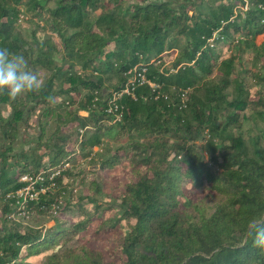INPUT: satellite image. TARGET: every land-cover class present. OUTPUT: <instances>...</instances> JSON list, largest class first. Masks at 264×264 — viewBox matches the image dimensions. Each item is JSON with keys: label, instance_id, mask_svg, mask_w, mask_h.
Here are the masks:
<instances>
[{"label": "trees", "instance_id": "1", "mask_svg": "<svg viewBox=\"0 0 264 264\" xmlns=\"http://www.w3.org/2000/svg\"><path fill=\"white\" fill-rule=\"evenodd\" d=\"M22 11L43 22L30 40ZM0 48L43 80L0 95V264H264L248 234L264 221V0H0ZM136 66L155 86L122 94L114 120L108 104ZM22 124L35 137L18 150ZM78 158L93 168L65 167ZM106 169L113 184L90 177ZM41 171L26 205L72 215L69 227L12 216L21 177ZM78 177L95 191L63 200Z\"/></svg>", "mask_w": 264, "mask_h": 264}, {"label": "rangeland", "instance_id": "2", "mask_svg": "<svg viewBox=\"0 0 264 264\" xmlns=\"http://www.w3.org/2000/svg\"><path fill=\"white\" fill-rule=\"evenodd\" d=\"M127 2H140V3H145V2H150V1H161V0H126ZM50 5H53V3H51ZM40 19H36V18H32L31 14H26L25 12L22 11V13L20 14L19 17V21H18V28H17V32L19 33L20 36H22L23 38H27L28 40L31 39V32L32 29L35 27V23H41L43 24L42 21L39 22ZM262 36L259 37V41L262 40ZM173 56V52H166L163 56L164 61H166L167 65H171V60ZM244 66L251 68L252 67V62L247 60V55L244 56ZM251 80V79H249ZM0 108H2L3 110L5 109L4 105H0ZM247 113H249V115L251 114V111L248 110ZM5 115H9V112H5ZM81 114L86 115L87 113L85 111H81ZM35 119V118H34ZM262 123H260L258 126H256V129L253 131V133H256L258 131L259 128L264 129V121H261ZM23 125V124H22ZM259 127V128H258ZM23 131L20 133V137L18 139V141H16V149H20V148H29L32 146V139L35 136H30L33 135L35 133V129L30 128L29 133L31 134H27L26 131L24 130V125L22 126ZM126 138H121L119 140H112L111 145L113 147H118L119 145L125 143ZM2 144V141H0V146ZM70 149H78V145L75 143H70ZM77 151V150H76ZM94 151H101V148L99 147H95ZM89 159H84V158H78V159H74L72 161H69V163L66 164L69 166H80L81 168L87 167L88 169L93 168V166L88 162ZM99 165H97L95 168H98ZM109 174V170H103L102 171V175H99V173H92L91 174V178H96L97 180H100L101 182L103 181L105 184H113L115 182V180L117 179V177L115 175H111ZM89 184L90 183H82L80 180V177H78L77 179H71L68 183H67V187H68V191H67V195H65V197L63 198V200H67L69 198L72 199H77L80 195H90L92 194L95 190L91 189L89 190ZM29 189H25L23 191L20 192V195L22 196V201L16 206V211L12 214V216L14 217V219L19 222L22 226H24L25 229L29 230V229H33V230H43V232H46L47 229H50L51 227H53L55 224H59L60 227H69L72 221V215L61 211V212H55L52 211L51 213H37L35 210L31 209L29 210V208L26 205V197H31L36 198L37 197V193L32 194V190L33 187L31 185H29L28 187ZM103 189L107 190V188H105V186L103 185ZM69 197V198H68ZM96 199L101 202V200H103L104 198L102 196H100L99 194L96 195ZM105 200L107 202H105V205L107 206V208L109 207V205H111V203L114 206L118 207V204L116 202H112L111 198H107L105 197ZM119 203V202H118ZM61 210V209H60ZM117 210H114L112 213H118ZM93 214V212H90V215ZM55 215V216H54ZM61 218L60 220L57 218ZM125 223V222H123ZM1 226V224H0ZM74 240V239H73ZM73 242H70L69 245H71Z\"/></svg>", "mask_w": 264, "mask_h": 264}, {"label": "clouds", "instance_id": "3", "mask_svg": "<svg viewBox=\"0 0 264 264\" xmlns=\"http://www.w3.org/2000/svg\"><path fill=\"white\" fill-rule=\"evenodd\" d=\"M42 87L43 80L29 67L24 55L0 48V95H7L15 101L22 95L38 92ZM47 99L55 104V97L49 96ZM248 234L253 238V246L264 252V221H251Z\"/></svg>", "mask_w": 264, "mask_h": 264}, {"label": "built area", "instance_id": "4", "mask_svg": "<svg viewBox=\"0 0 264 264\" xmlns=\"http://www.w3.org/2000/svg\"><path fill=\"white\" fill-rule=\"evenodd\" d=\"M146 71H147V67H144V66L134 67L132 70H130L128 72V80H127V83L125 84V86L122 88V90L119 92H115L113 94L112 99L110 100V102L108 104V111L113 115L114 120H120V118H121V114L119 112V105H118L117 101L122 96V94H124V93L130 94L137 85L144 84V83H150L151 85L155 86L154 84H152L147 79ZM67 163H69V162L65 163V167H66ZM67 166H69V165H67ZM56 173H58V171H56ZM44 179H45V176H44L43 171H41L40 173H38L34 176H32L30 174H25L24 176L21 177V180L28 181L29 183L26 187H24L22 190H20L18 192V195L21 196L20 195L21 191H23L25 189H29L28 188L29 185H31L33 187L32 194H34V193L38 194L39 191L36 190L35 185H36V183H38L39 181H43ZM46 188H48V187H43V188H41L40 191L45 192L47 190ZM26 199H28V197H26Z\"/></svg>", "mask_w": 264, "mask_h": 264}]
</instances>
